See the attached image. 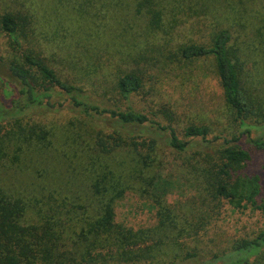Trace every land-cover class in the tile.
<instances>
[{
    "label": "trees",
    "instance_id": "16d2710c",
    "mask_svg": "<svg viewBox=\"0 0 264 264\" xmlns=\"http://www.w3.org/2000/svg\"><path fill=\"white\" fill-rule=\"evenodd\" d=\"M152 23V30H157V19ZM29 24L27 14L6 12L0 18L1 31L13 54L19 55L11 60L0 55V166L6 161L16 164L25 146L48 142L50 130L30 115L65 103L99 125L93 138L98 155L117 153L127 146L136 156L135 163L122 169L108 164L101 170L95 168L89 180L96 205L67 227L62 217L57 227L49 219L27 221L23 197L0 187V264H143L155 262L166 247L171 253L167 259H172L168 264H178L197 254L194 248L186 250L182 239L195 242L223 218L219 232L230 243L205 264L214 260L250 264L264 248V135L252 134L251 121L263 124L264 116L256 118L263 114H257L242 84L241 64L231 50L230 31L220 30L208 42L182 44L176 52L168 53L163 64L138 62L136 71L117 77V91L125 106L104 107L92 103L83 87L62 77L25 44ZM207 57L214 60L223 99L233 109L239 126L238 132L217 143L214 141L220 137L209 139V128L204 124L179 128L176 123L181 113L177 98L190 94L186 88L197 76L192 63ZM143 74L149 77L150 95L167 104L163 102L155 110L135 108L132 98L143 89ZM162 146L180 154L194 148L189 160L196 191L174 204L173 213L171 209L160 211L156 205L163 206L167 185H155L156 192L150 195V178L141 193L153 201L157 224L134 229L116 221L115 201L127 189L141 188V181L148 180L145 175L157 162L156 148ZM113 177L114 184L110 182ZM181 249L185 250L177 256Z\"/></svg>",
    "mask_w": 264,
    "mask_h": 264
},
{
    "label": "rangeland",
    "instance_id": "374dc122",
    "mask_svg": "<svg viewBox=\"0 0 264 264\" xmlns=\"http://www.w3.org/2000/svg\"><path fill=\"white\" fill-rule=\"evenodd\" d=\"M6 12L27 14L30 24L25 44L62 77L83 87L92 103L104 107L125 106L116 87L120 73L136 71L138 62L163 64L168 53L176 52L180 45L208 42L218 31L227 29L232 36L231 50L241 64L242 84L257 114H263L256 118L264 116V0H0V18ZM153 18L158 21L157 30H152ZM0 55L7 60L19 57L13 54L1 28ZM192 64L197 76L186 88L190 94L177 98L181 105L178 127L204 124L209 128V139L220 137L215 143L222 137L230 138L239 126L233 109L223 99L213 58L194 60ZM143 76V89L132 102L135 108L155 110L166 100L150 95L149 77ZM30 116L50 130L48 142L25 146L14 165L3 163L0 187L23 197L27 221L49 219L57 227L62 217L65 227L71 226L96 205L89 180L95 168L101 170L104 164L115 170L125 168L135 163V152L126 146L117 153L98 155L93 138L99 125L81 117L66 103ZM251 122L252 134L264 135V123ZM107 126L110 128L109 122ZM160 147L156 148L155 166L145 175L148 180L141 181V188L136 185L127 189L115 201L116 221L134 229L153 227L157 224L156 207L173 213L174 204L179 205L196 191L193 163L189 160L194 148L180 154ZM110 182L114 184L115 177ZM144 184H149L150 195L156 192L155 185H167L163 206L158 203L155 207L150 196L141 193ZM223 221L211 225L193 243L182 239L185 249L194 248L197 254L177 263L205 264L224 250L230 242L224 241L219 232ZM168 251L166 247L155 262L143 264H168L172 260L167 259L171 255ZM212 264L225 263L214 260ZM250 264H264V248Z\"/></svg>",
    "mask_w": 264,
    "mask_h": 264
}]
</instances>
